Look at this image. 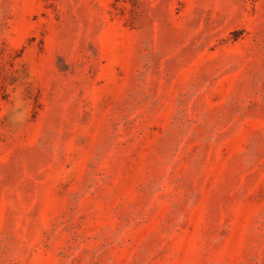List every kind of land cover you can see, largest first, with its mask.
Instances as JSON below:
<instances>
[{
    "label": "rangeland",
    "instance_id": "374dc122",
    "mask_svg": "<svg viewBox=\"0 0 264 264\" xmlns=\"http://www.w3.org/2000/svg\"><path fill=\"white\" fill-rule=\"evenodd\" d=\"M0 264H264V0H0Z\"/></svg>",
    "mask_w": 264,
    "mask_h": 264
}]
</instances>
